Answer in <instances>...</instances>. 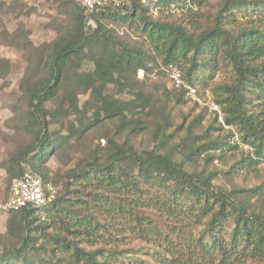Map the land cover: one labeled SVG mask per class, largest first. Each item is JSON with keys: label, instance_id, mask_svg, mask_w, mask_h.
Returning <instances> with one entry per match:
<instances>
[{"label": "trees", "instance_id": "16d2710c", "mask_svg": "<svg viewBox=\"0 0 264 264\" xmlns=\"http://www.w3.org/2000/svg\"><path fill=\"white\" fill-rule=\"evenodd\" d=\"M177 2L179 0H164V6L169 7ZM181 2V8L187 7L185 15L191 17L197 14L193 6L186 4V0ZM204 2L193 0V5L199 7ZM5 6L2 3L0 8ZM80 9L77 35L71 39L60 38L53 44L47 60L48 78L31 82L28 86V117L35 126L32 130L33 141L26 149L17 151L4 167L9 183L22 174L23 164L49 183L44 166L60 141L67 139H57L49 132L47 117L53 113L46 111L45 105L55 99L61 84L66 81H74L78 88L85 87L83 93L90 94L96 107L92 126L116 120L118 134L128 132L127 140L118 144L111 139L107 148L93 151L91 161L85 166L70 172L69 181H82L86 186L95 185L97 191H102V194H96L92 202L81 199L80 188L73 190L75 199L68 198L72 190L70 182H67L64 193H58L55 202L49 207L9 212L5 236L15 246L0 252V264H14L16 261L21 264L117 262L119 259L115 252L105 247L91 250L81 244L87 240L93 245L102 239L98 232L104 226L96 222L90 212V203L99 207L115 205L111 194L123 195L126 189L132 187L133 181L138 183L133 176L135 169L138 171L136 175L146 184L156 183L165 188L171 198L180 201L176 207L174 204L169 206L171 211L175 209L177 214L182 209L186 214L200 213L201 217L208 219L209 242L202 243L203 250L219 251L225 259L237 252L245 255L249 249L257 255L263 254L264 211L257 212L256 206L252 204V198L264 193L261 192L262 187L250 190L216 187L213 183L218 178V172L203 174L195 169V165L202 156L207 162L225 161L227 152L233 149L232 144H238L234 142L235 131L240 134L242 143L253 147L256 153L249 162L241 160L239 163L242 166L245 163L250 168L264 156V5L258 1L227 0L221 6L213 27L205 30L194 27V33H191L182 25L156 19L147 8L136 4L134 10L126 15L106 11L93 16L98 26L86 36L84 22L87 14L84 9ZM249 14H257L260 19L236 31V27L242 26L238 15L246 17ZM102 19H113L129 29L135 27L136 36L130 32L116 37L109 36L108 31L102 33ZM86 46L90 48L88 59L93 62L95 69L88 72L72 71L71 65L80 58ZM220 59L231 66L235 78L233 84L216 89L218 97L217 102H214L221 105L225 125L232 126L233 130L218 122L214 114L213 125L199 132L204 122V115L200 114L186 128V137L180 143L173 144L174 134L169 132L172 110L155 93L152 94L139 84L138 73L142 71L147 79L156 68L164 73L163 70L170 65H178L182 67L185 82L200 90V84H207L214 78ZM200 71L205 72L207 77L200 78ZM109 85H114L122 92L128 88L132 98L124 101L107 94L105 91ZM173 90L178 106L190 102L186 89ZM67 95L66 99L78 107L77 97L70 91ZM144 113L146 119L141 118ZM178 129H184L183 125L175 131ZM146 132H149L155 143L151 150L139 152L134 146H128L131 135H145ZM215 133H218L217 137H214ZM193 165L192 170L187 169ZM133 187L139 185L134 184ZM151 205L152 202L148 207ZM118 206L125 213V203ZM43 213H47L45 218L40 217ZM231 218L235 226L231 232V242H225L220 236Z\"/></svg>", "mask_w": 264, "mask_h": 264}, {"label": "rangeland", "instance_id": "374dc122", "mask_svg": "<svg viewBox=\"0 0 264 264\" xmlns=\"http://www.w3.org/2000/svg\"><path fill=\"white\" fill-rule=\"evenodd\" d=\"M181 1L185 0H179L178 5L173 4L177 7V11L165 8L158 16L152 15L160 21L182 25L186 30L194 33V27H200L201 30L213 27L221 6L227 0H204L203 5L199 7L193 5V0H186V4L193 6L197 11V14L191 17L185 15L187 7L181 8ZM244 1H258L264 5V0ZM2 3L6 6L0 8V199L5 200L10 183L4 167L17 151L26 149L33 141L32 130L35 126L28 117V86L31 82L48 78L47 60L53 44L60 38L71 39L77 35V17L81 9L76 3L65 0H0V6ZM244 10L247 11V8ZM238 18L242 26L236 27V31L242 27H249L260 19L257 14H249L246 17L238 15ZM91 21L93 25L88 24L89 19L84 22L85 36L98 26L94 19ZM100 22L103 27L102 33L108 31L109 36L116 37L127 32L136 36L135 27L129 29L128 26H122L113 19H102ZM89 49L88 46L84 48L80 58L75 62L79 64L71 65L72 71L88 72L95 69L93 62L88 59ZM163 72L156 68L146 79L141 71L138 73L139 84L152 94L155 93L156 97L172 110V127L169 132L174 134L173 144L180 143L182 138L186 137V128L196 116L204 115L203 127L199 132L213 125L215 113L210 112L207 102L209 99L217 102L216 89L233 84L235 75L231 66L220 59L214 78L207 84L199 85L201 101L178 106L175 103V91L171 87L168 74L166 70ZM201 76L207 77L205 72L200 71V78ZM84 88H78L74 81H66L61 84L55 99L45 105V110L53 113L52 116L47 117L50 123L49 132L58 137L57 139L62 137L67 140L60 141L56 150L49 156L44 169L49 177L48 182L58 188L60 195L64 193L65 183L70 182L72 193L68 198H74L76 194L73 190L80 188L81 199L92 202L96 194H102V191H97L95 185L88 187L82 181L81 183L72 179L69 181L70 172L85 166L91 161L93 151L107 148L111 139L118 144L124 143L128 132L123 131L122 134H118L116 120L104 121L92 126L96 107L91 101L90 94L83 93ZM69 91L77 97L78 107H74L66 99ZM105 92L124 101L132 98L128 88L122 92L114 85H109ZM170 92L172 93L169 94ZM220 108L224 116L221 105ZM146 117V113L141 114V118L146 119ZM181 125L184 129H178L176 132L175 129ZM223 125L233 130L232 126L225 125V120ZM235 132L234 142L237 141L238 144H232L233 149L227 152L225 161L207 162L202 156L198 159L195 169L202 171L203 174L217 171L218 178L213 183L216 187L227 189L238 187L250 190L260 186L261 192H264V156L259 163H254L250 168L245 166V163L242 166L239 163L241 160L249 162L256 153L253 147L243 144L240 134ZM215 134L214 137H217L218 133ZM102 140L105 143H102ZM127 144L134 146L139 152L151 150L155 145L149 132L145 135H131ZM193 168L194 165L187 167L189 170ZM137 172L135 169L133 176L138 183L131 181L132 187L126 189L123 195H110L111 200L116 202L115 205L99 207L90 203V212L96 222L104 228L98 232L102 239H98L93 245L84 240L81 244L83 247L91 250L105 247L106 250L115 252L119 260L114 264H264V253L257 255L254 250L243 249V246L242 249L248 253L241 255L237 252L229 259H225L219 251L203 250L202 243L209 242L208 219L201 217L200 213L186 214L182 209L177 214L175 209L171 211L169 206L174 204L176 207L180 201L171 198L169 192L167 193L165 188L158 184H146L136 175ZM120 174L125 177L122 172ZM134 184H138L139 187H133ZM122 202L125 203V213H122L118 206ZM151 202L153 206L148 207ZM252 204L256 206L257 212L264 211V193L260 197L252 198ZM47 213L41 214L40 217L45 218ZM9 218V212L0 213V252L15 246V243L5 236ZM234 226V220L231 218L220 238L225 242H231ZM147 230L149 233H146ZM50 232L52 233L53 230ZM14 264L21 262L16 261Z\"/></svg>", "mask_w": 264, "mask_h": 264}, {"label": "built area", "instance_id": "2783aa9c", "mask_svg": "<svg viewBox=\"0 0 264 264\" xmlns=\"http://www.w3.org/2000/svg\"><path fill=\"white\" fill-rule=\"evenodd\" d=\"M86 11L88 24L93 25V16L106 11L126 15L134 10L136 4L147 8L151 14L158 16L165 8L177 11L171 4L164 6V0H71ZM166 72L171 87L180 90L186 89L190 102H200V93L197 88L189 86L184 80V74L178 65H170ZM209 110L217 115L218 122L224 124V116L219 104L208 100ZM102 143H105L102 140ZM24 170L18 177L12 179L7 198L0 199V213L26 209H45L52 205L58 195V188L52 183L44 182L43 178L23 164Z\"/></svg>", "mask_w": 264, "mask_h": 264}]
</instances>
